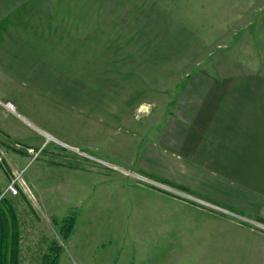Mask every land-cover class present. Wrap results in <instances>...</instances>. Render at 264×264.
<instances>
[{
  "label": "crops",
  "instance_id": "obj_1",
  "mask_svg": "<svg viewBox=\"0 0 264 264\" xmlns=\"http://www.w3.org/2000/svg\"><path fill=\"white\" fill-rule=\"evenodd\" d=\"M10 1L17 3L9 6L10 12L0 9V66L7 72V80L17 85L13 83L10 91L8 90L7 94L11 97L6 102L20 104L16 97L18 96L26 107L29 101L27 92L39 90L37 93L32 92L33 97L41 98L49 112L48 116L33 114L26 108L27 115L31 116L36 124L23 115H18L16 108L15 113L11 112L37 131L32 130L31 136L22 134L21 138H14L19 141L28 140L24 141L30 144H26V149L37 150L36 152H40L38 155L42 156L49 145H52H46L45 136L38 131L40 129L93 158L105 160L122 170L139 172L155 182L158 181L152 176L168 180L191 192L197 191L202 196L218 202L230 203L231 199L227 197L229 188L224 189L223 186L222 190L214 189L216 181L210 180V176L226 178L221 180L224 185L230 182L231 186H240L245 191L240 194L247 196V193H252L254 200L264 202V62L257 59L252 65L255 69L247 73L250 68H245L244 73L242 71L233 75L223 74L220 77L204 72L197 75L185 74L189 81H196L186 85L185 99L166 102L164 96H168L164 94L163 85L160 94L152 99V103L140 101L134 109L127 102L114 103L118 75L112 72V68L110 72L114 75L107 74L102 78L95 74H92V77L84 76L81 69L70 73L74 68H81L87 60H92L95 64L99 50L108 48L124 49L117 54L109 51L102 61L109 66L113 63L111 58L126 56V50L131 52L132 48L160 50L164 46H173L170 43L178 42L182 44L181 48L193 47L202 51L209 48L221 49L228 41L227 39L223 43L224 35L235 27L251 37L250 44L243 45L242 48H248L250 45L256 57V49L251 42L256 33H260L261 39L260 25L264 23V6L255 12L251 10L253 0H132V4L125 6L128 9L125 17L114 19L106 15L113 11L107 0H96L94 5L88 8L81 5L77 16L73 17L74 10H70L73 9L71 7L65 10L63 15V0ZM85 5L87 7V4ZM42 12H51L47 15L48 21L54 18L51 28L43 26L47 18L39 21L41 16H46L42 15ZM260 14L263 15L261 20ZM51 15L53 18L49 17ZM130 15L138 16L139 29L134 30L137 22ZM99 17L102 24L96 22ZM94 22L97 28L93 25ZM35 25L46 31L40 35L42 46H47L48 40L54 41L58 38L61 43L65 40L68 43L77 41L79 49H83L80 51L76 47H64L63 50L66 51L63 53V62L53 64H49L46 59H43L45 62L41 61L44 53L48 52L47 48L37 49L43 52H37L42 58L36 56L34 71L37 65L48 66L46 71L42 67L38 69L37 72L43 77L38 83L37 74L31 73L29 64L26 65L29 67V75L23 72L14 75L17 52L7 43V39H12L13 33L19 30L34 31ZM101 26L105 29H100ZM63 29L64 32H72L74 35L66 34L63 37ZM131 31L141 34L140 44L137 46L132 44L133 41L128 36ZM148 32L155 34L150 41L145 35ZM203 33L207 34V38L203 42H195L196 37ZM239 40L236 39L237 42ZM105 41L113 44H106ZM192 41L197 44L192 46ZM254 43L258 46L260 41L254 40ZM12 44L16 49L20 47L13 41ZM75 50L83 54L84 58L71 56ZM158 63L161 61H156L153 66H159ZM51 65L58 66L63 72L58 73V76L50 72ZM125 77L126 74H123L124 79ZM177 79L178 76H174L170 80ZM99 81H103L102 86L86 90L87 85L92 86ZM27 84H32L33 87ZM158 97H161V103L167 106L166 109L165 106L161 111L155 109L153 103L159 102ZM142 104L150 105L149 114L145 116L141 113V118L136 119L132 112L138 111ZM169 106L174 111L173 117L166 120L165 112ZM5 110L10 113L6 108L3 109ZM36 139L39 140L35 141ZM19 141L16 144L22 146ZM56 147L63 150V157L52 148H49L46 157L50 159L51 165L57 167V173L63 174V208L71 206L84 210L81 216L83 222L79 224L78 216L74 226L75 231L77 227H81L82 233L77 234L72 230L67 239L77 264H110L106 259L107 254H94V250L103 246V243L111 242L104 240L101 243L97 238L104 233L103 227L107 226V221L113 225L109 232L119 236L122 230L124 232V226L130 222L129 217L122 216L109 220L96 218L97 213L92 210L125 209L126 205H132L133 198L139 200L141 193L145 197L160 196V199L165 197L176 201L174 194L167 191L171 194L169 197L163 193L162 188H147L148 186L135 183L119 170L105 168L88 157L61 146ZM25 154L29 155L27 152L14 157L15 162L19 164V158ZM164 158L169 160L163 162ZM206 178H209V181ZM10 198L8 200L15 210ZM27 201L29 209L32 208L33 214L36 215L31 201ZM46 208L49 212L51 205ZM248 212L258 215L256 221L264 220V213L253 212L250 208ZM42 222L47 225L49 220L42 219ZM18 225L21 237L20 220ZM226 231L227 229L220 233ZM242 233L253 235L259 243L261 242L257 235ZM236 234L241 235L239 232ZM47 237L52 239L50 233ZM262 240L264 243V238ZM123 255V252L115 254L116 257Z\"/></svg>",
  "mask_w": 264,
  "mask_h": 264
},
{
  "label": "rangeland",
  "instance_id": "obj_2",
  "mask_svg": "<svg viewBox=\"0 0 264 264\" xmlns=\"http://www.w3.org/2000/svg\"><path fill=\"white\" fill-rule=\"evenodd\" d=\"M95 1L96 0H63V15H65V10L71 7L73 9L70 10H74L72 17L75 15L77 16L76 13L78 8L82 6L83 8L91 7L92 4L94 5ZM106 2H108L111 9H113L111 13H107L106 15L114 17V19L125 17L128 12L125 6L132 4V0H107ZM15 4L17 5V3H12L10 0H0V9L10 12L11 8H9V6ZM85 4H87V7ZM263 6L264 0H253L251 10L256 12L258 8ZM50 14L51 12H42V15L46 16H41L39 21L44 20L48 17L47 15ZM262 16L263 15L260 14V20ZM49 17L53 18V15ZM130 17H133L137 22V26H135L136 29L134 30L139 29V21H137L139 20L138 16L130 15ZM53 22L54 18L51 21H48L47 18L44 23H41L48 29L53 26ZM96 22L102 24L101 18L99 17ZM93 25L97 28L95 22ZM35 26V30L31 32H21L19 30L13 33L12 39H7V43L12 50L17 52V61L15 63L16 74L14 75L17 76L21 72L25 75H29V67H26V65L29 64L31 66V73L37 74L36 82L38 83L41 78H43L42 75L37 72L39 71L38 69L42 67V69L46 71L48 66L37 65L34 71V65L36 64L35 58L38 53L40 54L43 52V50L37 51V49H48V52L44 53L43 58L38 56L42 58L41 61L45 62L43 59H46L49 64L63 62V53L66 51L63 50L64 47L72 46L76 47L78 50L80 49L77 41L68 43L67 40H65L61 43L58 38L54 41L48 40L47 46H42L40 44V39L42 38L40 35L46 31L37 25ZM101 28H103V30L105 29L102 26L100 29ZM64 31L65 29H63V37L66 34L70 36L74 35L72 32ZM260 32L261 39L260 33H256L253 42H251V45L256 49L257 58L250 48V45L248 48H242L243 45L250 44L249 40H251V37H248L245 31L237 30V27H235L234 30L232 29L224 35L222 41L225 43V40L228 39L227 44H224L227 47L225 46L221 49L209 48L202 51L201 49L193 47L181 48L182 44L178 42L170 43L173 46H164L160 50H156V48H132L131 52L126 50V56L122 55L121 57L117 56L111 58L113 63L111 64L112 66H109L102 62L109 51L117 54V52L123 51L124 49L118 50L108 48L99 50L98 58H95V64L92 60L91 62L87 60L81 65V68H74L70 73H76L81 69L84 76L92 77V74H95L98 78H102L103 75H114V73L110 72L112 68V72L118 75L115 83L117 93L116 96L113 97L115 104L127 102L129 106L134 109L140 101L152 103V99H154L157 94H160L163 85L165 87L164 94L168 96H164V99L166 102L170 103L172 99L176 101L181 98L185 99L184 96L187 94L186 85L189 83H196V81H189L190 79H186L187 77L184 76L185 74L197 75L204 72L214 77H220L223 74L233 75L242 71L244 73L245 68H250L246 73L252 72V70L255 69V66L252 65L254 62H257V59L262 63L264 62V23L260 25ZM145 35L148 41L155 36L154 33L149 32ZM128 36L131 41H133V45L137 46L140 44L141 34L139 32L133 33L131 31ZM206 38L207 34L203 33L200 37H196L195 42H203ZM237 38L240 39L238 42L236 41ZM242 38H245V40ZM254 40L260 41L258 46L255 45ZM12 41L20 47L16 49ZM195 42L192 41L191 45H196L197 43ZM105 43L113 44V42L110 41H105ZM240 44L241 46H238ZM80 51H83V49ZM78 52L75 50L73 54L71 53L70 55L84 58L83 54L81 55L80 52ZM84 52L86 51L84 50ZM158 60L161 61V63H158L159 66L154 67L153 64L155 65V62ZM125 61L127 63H124ZM51 66L52 70H50V72L56 75L63 72V69L59 70L58 66ZM43 72L44 71H42V73ZM123 74H126L125 79L123 78ZM43 75L45 74L43 73ZM174 76H178V79L174 81L170 80ZM7 79H9L7 72L0 66V195L11 179L25 169L21 177L22 183L19 185V195L16 197L6 195L4 198V200L9 201L8 198L13 197L10 199L13 202L14 209L17 211L14 210L16 216H18V222L19 220L21 221V264H43V256L47 253L48 247L50 245L53 246L54 243H57V246L60 247L57 264H77L76 257L71 252L67 239L64 240L63 238V229L61 226H63V220L65 221L70 217L74 216L76 220L78 216L81 218L84 210L82 211L77 207L71 208V206L63 208V174L57 173V167L51 165L49 163L50 159L46 157L47 152L50 150L49 148H52L55 153L57 152L59 156L63 157V150L56 147L61 145L55 141H59L63 144L67 143L38 129V131L45 136L47 141L46 145L48 143L52 145H49L42 156L38 155L34 157L33 154L29 153V149L25 147L28 142L24 141L28 140L19 141L14 139L16 137L21 138L20 135L22 134L31 136L32 130L34 129L17 115L11 112V114H8L6 110L3 111V104L11 97L7 94L8 90L10 91L13 83L17 85V83ZM102 82L103 81H99L92 86L87 85L88 89L86 90L97 89V86H100ZM27 85L33 87L32 84ZM190 89L192 90L193 88L191 87ZM32 92L37 93L39 90H30L27 92L26 96L29 97V101L26 107H24L22 99L18 96L16 97L17 100L19 99L20 104L16 103L14 105L16 106L15 108L17 109L16 112L18 115H23L36 124V122L30 118L31 116L27 115L26 108L30 109L33 114L48 116L49 112L43 100L33 97ZM158 100L159 102L153 104L156 110L161 111L164 109L165 105L163 106L161 103V97H158ZM166 108L167 106H165V109ZM197 111L198 109H196V112ZM137 112V110L133 111L132 115L136 116L134 113ZM173 112L171 106H169L168 110L165 112L166 120H170L173 117ZM181 113L184 114L182 111ZM2 130L12 134V136H9ZM34 131L37 132L36 130ZM13 132L16 135H13ZM48 136L51 137L50 140ZM38 140L39 139H36L35 141ZM17 141H19L18 143L22 146L16 144ZM27 152L29 155L25 154L22 158H19V164H17L14 157ZM167 160L169 159L164 158L163 162ZM59 170H61V168H59ZM122 173L126 177H129L123 171ZM152 177L158 181L157 184L160 183V185H162L161 190L169 197L171 194L167 193V186L176 190L179 189V191H183L185 195L192 196L193 198H205V201L208 200L214 203L215 206H220V209H229L232 214H228V211L222 212L217 209V211L208 209L202 205L201 207L180 196L174 201L165 197L164 199H160V196L154 198L151 195H147V197H145V195L141 193V195H139V200L133 198L132 205H126L125 209L108 208L92 210V212L95 211L97 213V216L95 214L96 218L100 217L109 220L122 216L126 218L129 217L130 219L129 224L124 226L125 230L124 232L122 230L120 236L109 232L110 228H113V225L111 222L107 221V226L103 227L104 233L102 232L97 239L100 240L101 243L104 240H109L111 243H103V246L94 250V254H107L106 259L110 264H264V243L262 242L264 230L262 229L263 227L257 226V224L254 223L257 222L256 216L258 215L248 212L250 208L253 212L264 213V202L262 200H254L253 197H251L253 195L252 193H247V196L240 194L245 193V191L240 186H231L230 182L224 185L221 180H225L226 178H214L210 176L211 181L217 182H215L213 186L214 189L219 188L222 190L223 186L224 189L229 188V190H227V197L231 199L230 203L218 202L213 198L202 196L197 191L192 190L191 192L184 188L183 190L181 187L179 188L178 185V187L173 186L174 183L171 185L170 183H161L159 179H163L160 177ZM131 179L135 183L140 184L136 179ZM206 179L209 181V178ZM155 187L161 188L158 187V185ZM147 188H149V186ZM256 196L259 197L258 195ZM24 197L31 201L36 215L33 214L32 208L29 209L26 204L28 203V199L25 200ZM1 205L2 203L0 202V206ZM49 205H51V210L48 212L46 206ZM3 208L6 209L4 206ZM5 212L8 214L7 210H5ZM245 217L248 221L243 220ZM80 218L79 224L83 222V218ZM42 219L44 221L48 219V224L45 225ZM225 229H227L226 233H220ZM236 229L239 231H236ZM80 230L81 227H77L74 233H82ZM237 232L241 235H237ZM242 232H248L255 236L257 235L261 242L259 243L257 238L253 235H247ZM49 233L52 239L47 237ZM118 252H123L124 255L116 257L115 254Z\"/></svg>",
  "mask_w": 264,
  "mask_h": 264
},
{
  "label": "trees",
  "instance_id": "obj_3",
  "mask_svg": "<svg viewBox=\"0 0 264 264\" xmlns=\"http://www.w3.org/2000/svg\"><path fill=\"white\" fill-rule=\"evenodd\" d=\"M165 184H173L167 180H161ZM173 186L178 187L176 184ZM181 186H179L180 188ZM183 189V187H181ZM185 189V188H184ZM183 189V190H184ZM187 190V189H185ZM4 200V199H3ZM1 200L0 206V264H21V250H20V227L15 211L11 206V202L7 200ZM3 206L6 208L4 209ZM8 207V208H7ZM8 211V214L5 212ZM258 222L264 224V220H258ZM76 223V217H70L63 222V238L68 239L74 229ZM60 247L57 243L48 248L47 253L42 258L43 264H57L59 257Z\"/></svg>",
  "mask_w": 264,
  "mask_h": 264
},
{
  "label": "built area",
  "instance_id": "obj_4",
  "mask_svg": "<svg viewBox=\"0 0 264 264\" xmlns=\"http://www.w3.org/2000/svg\"><path fill=\"white\" fill-rule=\"evenodd\" d=\"M3 106L8 111L15 113V106L12 103L6 102V103L3 104ZM48 138H49V140L51 139L50 136H48ZM55 142L59 143L61 145V147L64 148V149H66V150H69V151H72V152H76L77 151L76 153H78L80 155H83L85 157H88V158L96 161L98 164L102 165L105 168L116 169V170H119L120 172L123 171L130 178H134L137 181H139L140 184L143 185V186H153V187H155L156 185H158V187H161L162 188V185H160L159 183L157 184V182L153 181L152 179H150L148 176H146L144 174H141L139 172L129 171V170H121L120 168H116V166L112 165L111 163H109V162H107L105 160H101V159H98V158H93L92 156L88 155L87 153H84V152L80 151L79 149H77L76 147H74V146H72V145H70L68 143L67 144H63V143H61L59 141H55ZM29 153L34 154L36 156L39 154L38 152L34 151L33 149H30L29 150ZM24 172H25V169L22 170L20 172V174L15 175L11 179V181L9 182V184L7 185V187L5 188V190L0 195V201L2 199H4L6 197V195H8V196L10 195V196H13V197H16V196L19 195V192H20L19 185H21V183H22L21 177H22V174ZM166 188H168L167 191L168 192H172L176 198H178V196H180V197H183V198L188 199V201H191L194 204L196 203L199 206L202 205L204 207H207L208 209H213V210H216L217 209V210H220L222 212L223 211H228L227 212L228 214H232L228 209H226V208H224L225 210L224 209H220V206L219 207L218 206H215L213 203L209 202L208 200L205 201V199H203V198H198V197L193 198L192 196L185 195L183 191L181 192L179 190H176L174 188H170L168 186ZM243 220L248 221L247 218H244ZM257 222H254V223H256L257 226L263 227L262 229L264 230V225H262L263 223H260V222L257 223Z\"/></svg>",
  "mask_w": 264,
  "mask_h": 264
},
{
  "label": "clouds",
  "instance_id": "obj_5",
  "mask_svg": "<svg viewBox=\"0 0 264 264\" xmlns=\"http://www.w3.org/2000/svg\"><path fill=\"white\" fill-rule=\"evenodd\" d=\"M150 108V105H148V104H142L140 107H139V109H138V113H137V115H136V119H140L141 118V113L143 114V115H148L149 114V112H148V109Z\"/></svg>",
  "mask_w": 264,
  "mask_h": 264
}]
</instances>
